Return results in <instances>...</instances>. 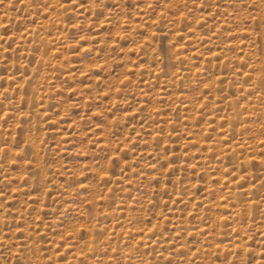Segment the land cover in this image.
I'll list each match as a JSON object with an SVG mask.
<instances>
[{
  "label": "rangeland",
  "instance_id": "obj_1",
  "mask_svg": "<svg viewBox=\"0 0 264 264\" xmlns=\"http://www.w3.org/2000/svg\"><path fill=\"white\" fill-rule=\"evenodd\" d=\"M0 264H264V0H0Z\"/></svg>",
  "mask_w": 264,
  "mask_h": 264
}]
</instances>
